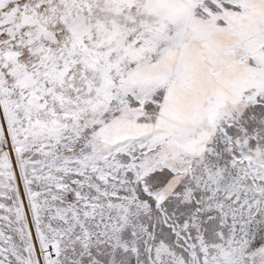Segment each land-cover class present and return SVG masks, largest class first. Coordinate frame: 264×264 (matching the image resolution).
<instances>
[{
	"label": "snow or ice",
	"instance_id": "6c2138e0",
	"mask_svg": "<svg viewBox=\"0 0 264 264\" xmlns=\"http://www.w3.org/2000/svg\"><path fill=\"white\" fill-rule=\"evenodd\" d=\"M0 264H264V0H0Z\"/></svg>",
	"mask_w": 264,
	"mask_h": 264
}]
</instances>
